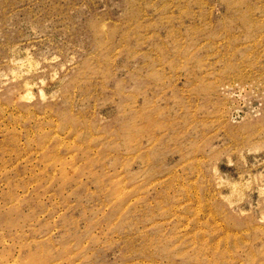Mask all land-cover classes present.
<instances>
[{"label": "rangeland", "instance_id": "obj_1", "mask_svg": "<svg viewBox=\"0 0 264 264\" xmlns=\"http://www.w3.org/2000/svg\"><path fill=\"white\" fill-rule=\"evenodd\" d=\"M0 264H264V0H0Z\"/></svg>", "mask_w": 264, "mask_h": 264}]
</instances>
